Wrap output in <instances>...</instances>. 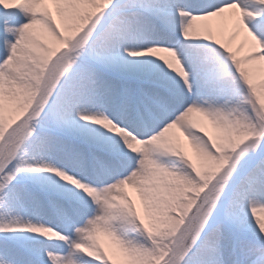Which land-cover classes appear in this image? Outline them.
I'll list each match as a JSON object with an SVG mask.
<instances>
[{
	"label": "snow or ice",
	"instance_id": "1",
	"mask_svg": "<svg viewBox=\"0 0 264 264\" xmlns=\"http://www.w3.org/2000/svg\"><path fill=\"white\" fill-rule=\"evenodd\" d=\"M0 264H264V0H0Z\"/></svg>",
	"mask_w": 264,
	"mask_h": 264
},
{
	"label": "bare ground",
	"instance_id": "2",
	"mask_svg": "<svg viewBox=\"0 0 264 264\" xmlns=\"http://www.w3.org/2000/svg\"><path fill=\"white\" fill-rule=\"evenodd\" d=\"M236 43H239L240 42V37L239 36H237L236 37V41H235ZM131 191V190H130Z\"/></svg>",
	"mask_w": 264,
	"mask_h": 264
},
{
	"label": "rangeland",
	"instance_id": "3",
	"mask_svg": "<svg viewBox=\"0 0 264 264\" xmlns=\"http://www.w3.org/2000/svg\"><path fill=\"white\" fill-rule=\"evenodd\" d=\"M105 238L104 237H101V240L103 241Z\"/></svg>",
	"mask_w": 264,
	"mask_h": 264
}]
</instances>
